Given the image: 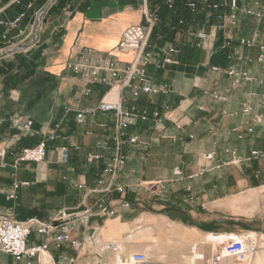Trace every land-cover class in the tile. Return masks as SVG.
<instances>
[{"label": "crops", "instance_id": "obj_1", "mask_svg": "<svg viewBox=\"0 0 264 264\" xmlns=\"http://www.w3.org/2000/svg\"><path fill=\"white\" fill-rule=\"evenodd\" d=\"M147 11L143 0H54L46 35L28 54L5 52L0 43V216L33 220L27 244L47 245L20 260L0 252V264H110L134 253L189 264L192 248L208 256L229 237L252 231L251 222L264 230V211L245 215L247 206L264 203V0H238L237 9L224 10L226 18L235 15L233 23L192 19L169 42L149 37L145 70L160 91L134 96L138 83L120 90L109 70L133 62V53L117 44L127 27L144 24ZM27 67L30 80L6 84ZM101 101L147 115L125 131L124 166L112 181L122 195L103 193L114 114L89 112ZM40 142L46 145L42 162L14 165L24 148ZM88 153L102 158L87 163ZM97 200L109 203L114 215L95 210L59 247L53 240L59 228L38 234L58 212L83 211ZM258 237L264 242V232ZM251 264H264V251Z\"/></svg>", "mask_w": 264, "mask_h": 264}, {"label": "built area", "instance_id": "obj_2", "mask_svg": "<svg viewBox=\"0 0 264 264\" xmlns=\"http://www.w3.org/2000/svg\"><path fill=\"white\" fill-rule=\"evenodd\" d=\"M23 1H28L24 3ZM54 0H47L42 4V0H0V43L5 47V52L25 53L29 47L37 45L39 42V34L43 25L44 18L51 3ZM206 2V0H201ZM238 7V0H218L217 4L212 5L213 10H221L216 15L218 21L227 19L229 23H233L235 15L231 13L227 18L224 15V10H235ZM190 10L195 9L194 3L188 4ZM17 9H22L19 11ZM9 10H14L12 17H8ZM28 12V14H27ZM27 21L26 26L22 24ZM156 17L148 11L144 14V24L127 27L121 34V38L117 44V49L120 51L132 52L134 55L133 62L123 70L111 69L109 70V78L115 81L120 90L131 86L133 81L138 84L134 87V96L139 94L155 95L160 90L153 89L147 77L145 66L149 63V54L146 53L145 48L148 39L151 35L153 26L155 25ZM16 31L14 39L20 38L19 41H14L10 32ZM197 38L204 39L205 35L202 32L197 33ZM241 44L247 47L251 46L248 41H241ZM27 45V46H25ZM173 51L172 49L170 50ZM98 68H94L91 72L92 77H96ZM232 74V73H230ZM106 82V79L102 80ZM165 91V90H164ZM100 111L102 113L114 114V146L111 151L109 163L103 168L102 175H108L110 181L103 189V193L108 194L116 191L122 195L124 193L121 187H114L113 179L121 172L124 166V156L122 154V146L126 142V129L135 124L137 119L146 120L147 115L145 111H138L136 107L124 108L121 102H104L101 101L95 110L89 112ZM84 113H78V122L82 121ZM155 119L159 118L157 112L153 113ZM29 123L26 124V127ZM127 142L136 144L135 137H128ZM104 149H108V142L102 143ZM46 155V145L40 142L35 147L25 148L21 151L20 156L15 161V166L19 163H35L42 162ZM253 156H258L257 152L252 153ZM210 157V156H207ZM62 162H66L68 158V150L61 149ZM102 158V155L88 153L86 155V162L93 163ZM103 183L99 181V184ZM14 188H17L15 185ZM81 189V186H79ZM91 193H98V189H93ZM108 204L104 200H97L91 207L83 211L68 213L60 211L51 223L38 226L37 232L40 235H45L56 227L59 228V234L53 239L56 246L59 247L62 243L69 241V232L80 225L87 224L90 217L95 214L102 216H113L114 211L108 209ZM122 207H128V204L123 203ZM99 209V212H98ZM33 220L25 223L17 222L10 217L0 216V252L10 255L15 260L23 258H33L43 253L47 249V245L29 246L27 244L28 237L31 234ZM264 250V242L260 240L258 234H239L231 236L223 245L212 251L208 256L199 254L192 248L191 262L189 264H229L230 261H235L241 264H251L256 254ZM110 264H166L157 263L146 253H134L127 258H116Z\"/></svg>", "mask_w": 264, "mask_h": 264}, {"label": "trees", "instance_id": "obj_3", "mask_svg": "<svg viewBox=\"0 0 264 264\" xmlns=\"http://www.w3.org/2000/svg\"><path fill=\"white\" fill-rule=\"evenodd\" d=\"M146 2L148 12L156 17V23L152 28L150 37L164 38L165 41L171 40L176 28L184 27L186 22L197 19L200 24H206L210 18L216 17L221 12L219 9L213 10L211 8L212 5L218 3V0H206V2L201 0H146ZM190 2L195 5L193 11L188 8ZM31 73L30 67L24 68L20 76H18V72L10 77L6 84H12L11 86L24 84L32 78ZM51 78L50 76L47 77L48 80ZM38 83L41 84L42 80L38 81ZM49 87H51L50 81ZM38 94H42V92L40 91Z\"/></svg>", "mask_w": 264, "mask_h": 264}, {"label": "rangeland", "instance_id": "obj_4", "mask_svg": "<svg viewBox=\"0 0 264 264\" xmlns=\"http://www.w3.org/2000/svg\"><path fill=\"white\" fill-rule=\"evenodd\" d=\"M47 0H42V4L44 3V2H46ZM24 3H27L28 1H23ZM143 2H144V5H147V2H146V0H143ZM19 11H22V9H20ZM24 11V10H23ZM22 11V12H23ZM150 13V12H149ZM27 14H28V12H27ZM154 15V14H153ZM46 17V16H45ZM1 18V17H0ZM50 21H48L46 18H44V21H43V25H42V27H41V31H40V34H39V42L37 43V45H39L40 44V42H41V37H44L46 34V31H47V29H46V27H49L50 26ZM156 23V22H155ZM26 24H27V21L26 22H24L23 24H22V27H24V26H26ZM1 32H2V29L0 28V34H1ZM9 35H11L12 36V38L14 39V35H16V31H13V32H10L9 33ZM20 40V38H17V39H14V41H19ZM37 45H35V46H37ZM25 46H27V45H25ZM29 51V50H28ZM28 51L27 52H25V54H28ZM79 123V122H78ZM25 149V148H24ZM20 154H21V152H20ZM20 154H19V156H20ZM18 156V157H19ZM17 157V158H18ZM16 158V159H17ZM246 212H245V215H248V216H251V215H256V214H258V213H262L263 211H264V203H262V204H260V205H258V204H256V205H254L253 207H251V206H247V208H246V210H245ZM250 225L252 226V231H245V232H240L239 234H249V233H255V234H262L263 232H264V230H260V227H259V225H260V223L259 222H257V221H254V222H251L250 223ZM218 234H223V233H218ZM217 242V241H216ZM215 242V243H216ZM234 263H237V262H235L234 261ZM238 264V263H237Z\"/></svg>", "mask_w": 264, "mask_h": 264}, {"label": "bare ground", "instance_id": "obj_5", "mask_svg": "<svg viewBox=\"0 0 264 264\" xmlns=\"http://www.w3.org/2000/svg\"><path fill=\"white\" fill-rule=\"evenodd\" d=\"M209 239H211V238H209ZM262 251H264V250H262ZM262 251H260V253H261ZM258 253H259V252H258Z\"/></svg>", "mask_w": 264, "mask_h": 264}]
</instances>
